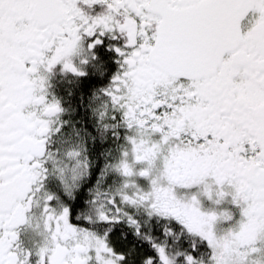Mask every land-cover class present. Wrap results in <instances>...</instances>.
Segmentation results:
<instances>
[{
  "label": "flooded vegetation",
  "instance_id": "1",
  "mask_svg": "<svg viewBox=\"0 0 264 264\" xmlns=\"http://www.w3.org/2000/svg\"><path fill=\"white\" fill-rule=\"evenodd\" d=\"M212 1L0 0V264H127L143 218L152 264H264V0Z\"/></svg>",
  "mask_w": 264,
  "mask_h": 264
},
{
  "label": "water",
  "instance_id": "2",
  "mask_svg": "<svg viewBox=\"0 0 264 264\" xmlns=\"http://www.w3.org/2000/svg\"><path fill=\"white\" fill-rule=\"evenodd\" d=\"M231 1V3H230ZM214 0L211 7L222 9L225 6H230L232 14L233 29H236L239 24L240 16L243 13L242 7H236V0ZM229 9V8H228ZM184 34V33H183ZM159 41L156 44L155 55L162 68L166 71H171L176 74L185 76H200L210 72L211 68L216 65L214 59L210 61L203 59L204 56L188 54L185 52V47L182 46L180 38L182 33H173L170 29H164V33L159 35ZM223 46H220L222 48ZM219 48V50H220ZM203 59V60H202Z\"/></svg>",
  "mask_w": 264,
  "mask_h": 264
},
{
  "label": "trees",
  "instance_id": "3",
  "mask_svg": "<svg viewBox=\"0 0 264 264\" xmlns=\"http://www.w3.org/2000/svg\"><path fill=\"white\" fill-rule=\"evenodd\" d=\"M85 89V87L83 88ZM81 87H79V90L76 92L78 95L75 97L73 104H76L79 102V99H81V96L84 94H87V88L83 91ZM84 104H87V101H85ZM83 114V115H82ZM80 114L81 117L78 118V120L85 119L84 113ZM105 136H99L98 140L97 138L92 139V137L86 138L87 139V145L92 151H96L94 156L97 157V152H101L102 155L107 153L110 149L109 145H105ZM145 214L143 213L140 215V217H143ZM132 222L128 220H124V241L122 242V246L125 247V251L128 253L127 255V264H152L155 261L154 255L152 251L150 250V246L152 243V237L154 236L152 233L153 231L148 228V223H146V218H143V220H140L139 224V230L138 233H136V230L132 228ZM161 230L157 232V236L161 235ZM152 248V247H151ZM168 249L170 250L171 256L174 257L176 260H182L180 256L177 257V254L183 250V242L182 241H176L173 244L168 245ZM141 258L143 259L142 261Z\"/></svg>",
  "mask_w": 264,
  "mask_h": 264
},
{
  "label": "rangeland",
  "instance_id": "4",
  "mask_svg": "<svg viewBox=\"0 0 264 264\" xmlns=\"http://www.w3.org/2000/svg\"><path fill=\"white\" fill-rule=\"evenodd\" d=\"M125 200L124 198H122ZM109 252L106 251L102 253V255H99L98 252H95V254L91 255V261H93L94 264H111L110 262V257H109ZM165 264H171V262L166 261Z\"/></svg>",
  "mask_w": 264,
  "mask_h": 264
}]
</instances>
